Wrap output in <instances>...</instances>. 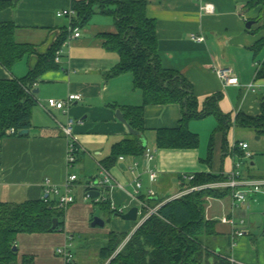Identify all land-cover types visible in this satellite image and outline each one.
Returning <instances> with one entry per match:
<instances>
[{
  "label": "crops",
  "instance_id": "1",
  "mask_svg": "<svg viewBox=\"0 0 264 264\" xmlns=\"http://www.w3.org/2000/svg\"><path fill=\"white\" fill-rule=\"evenodd\" d=\"M72 1L0 0V24H14L15 41L34 49L33 54L22 57L10 70L0 66V80L22 79L35 69L39 57L47 54L68 29L70 21H63L57 13L69 9ZM146 1L147 15L157 23L161 65L177 72L191 84L199 110L209 99L217 98L219 111L233 124L228 131L233 145L220 132V136L213 140V157L206 159L208 161L199 159L196 149H160L156 146V132L179 128L183 109L178 104L149 105L145 108L144 132L139 138L143 146L152 151L154 161L147 163L145 154L138 157L121 155L107 169L103 162L112 155L114 146L134 137L116 118L117 111L121 110L124 116L126 108L142 106L144 97L143 92L135 88L132 74L110 77L119 64L117 52L106 46V36L116 33L115 19L105 16L96 22L90 21L80 29L82 34L79 38L67 41L63 46L60 60L56 61L59 68L48 71L36 83L39 104L32 110L29 133L0 139V203L22 204L42 199L57 201L55 196L46 193L43 182L49 179L63 190L68 177L77 176L74 189L78 194L75 203L66 209L65 231L20 234L16 245L17 264H24L25 259L27 264H63L55 253L58 247L70 244L76 233L95 238V229L106 228L109 222L110 229L104 243H107L109 233L130 237L138 229L140 218L137 223L124 221L110 213L108 204L111 208L126 207L125 214L133 207L139 208L147 199L166 203L181 190L180 176H228L235 170L236 158H242L244 154L240 148L235 150L237 142L249 144L247 138L254 134L250 129L235 125V122L239 113L253 117L261 114L264 79H257V72L264 65V46L258 55L254 51L256 45L264 40V22L257 21L260 7L249 9L252 0ZM206 6H212L213 12H206ZM250 21L255 24L248 29L246 26ZM192 35L203 37L205 41H193ZM216 67L233 70L239 86H224L215 73ZM73 94L80 95L81 100L73 102L66 113L54 109L52 117L42 108L49 99L66 101ZM69 119L74 120L75 136L85 150L79 154L72 168L67 166L68 140L60 127ZM195 121L191 120L188 125L193 133L197 132L193 128L197 125ZM239 128L243 131H238ZM225 144L228 145L226 155ZM251 148L249 144V151L253 153ZM121 157L125 160L121 161ZM134 163L138 164L136 175H140L143 186L139 193L130 170ZM253 166L246 168L250 171ZM101 167L107 169L122 188L111 190L107 205L105 202L90 204L85 200V188L89 182L101 177ZM241 168L239 171L243 175ZM151 170L158 173L156 183L150 181ZM243 176L255 180L250 178V174ZM256 178L260 180L264 176ZM149 190H153L154 196L148 197ZM262 196L264 192L252 196L250 208L240 206L234 211L230 196L227 203V197L221 199L224 201L221 202L223 210L220 214L224 212L221 218L213 211L220 199H211L206 207V217L217 222V232L222 235L217 239L220 246L217 251L226 255L231 264H264V213L252 211L259 206L264 208ZM96 205L107 216L106 219L99 216L105 222L104 227L92 226L98 216ZM233 229L245 233L244 237L236 240L234 247L231 246ZM96 264H100L99 258Z\"/></svg>",
  "mask_w": 264,
  "mask_h": 264
},
{
  "label": "trees",
  "instance_id": "2",
  "mask_svg": "<svg viewBox=\"0 0 264 264\" xmlns=\"http://www.w3.org/2000/svg\"><path fill=\"white\" fill-rule=\"evenodd\" d=\"M257 7H260L257 21L264 22V0H252L248 5L249 9ZM71 8L76 12L71 21L74 29L86 27L96 14L115 19L116 33L106 36V46L109 50L117 52L119 64L110 77L132 74L135 88L141 90L144 97L142 106L124 110V118L134 130L143 134L147 106L178 104L183 109L180 127L158 130V148L198 149L200 139L189 130V122L210 116L217 119L219 132L227 136L233 124L219 111L217 98L209 99L204 108L199 110L191 84L177 72L167 70L161 65L157 23L147 15L146 0H73ZM68 29L47 54L39 57L35 69L26 77L0 80V139L19 137V132L31 129L32 110L39 104L34 86L45 73L59 68L56 62L57 54L68 41ZM15 31L16 26L12 23L0 24V66L8 70L22 57L34 53L31 46L15 41ZM263 46L264 40L256 45V55ZM257 79H264V65L259 68ZM235 125L250 129L257 137L264 139V99L259 116L239 113ZM10 129H14L16 133L7 134ZM212 146L213 139L209 148L210 160ZM146 149L140 138L134 136L115 145L112 155L103 165L110 169L121 155L138 157L145 154ZM224 153L228 154L227 144L224 146ZM243 156L244 154L241 157ZM192 176L194 179L191 181L183 180L180 176L181 190L178 193L186 188L227 180L225 175ZM250 178L259 179L256 176ZM106 195L108 196V192ZM228 196H231L230 189H207L165 203L157 214L150 216L130 237L127 234L109 233L107 243L99 252L100 264H231L226 255L217 251V248H220L217 239L222 237L217 232V222L206 217V207L211 199H223ZM162 202L154 199L146 201L149 207H155ZM107 206L112 215H122L109 204ZM65 213L66 209L58 208L57 201L50 199L22 204L0 203V264H17L18 250L14 251V247L20 234L64 232ZM55 218L59 223L53 230ZM26 262L27 259L24 264H27Z\"/></svg>",
  "mask_w": 264,
  "mask_h": 264
},
{
  "label": "built area",
  "instance_id": "3",
  "mask_svg": "<svg viewBox=\"0 0 264 264\" xmlns=\"http://www.w3.org/2000/svg\"><path fill=\"white\" fill-rule=\"evenodd\" d=\"M213 7L212 6H206L205 11L206 12H213ZM76 16L75 10H73L71 7L69 9L60 11L57 13V17H67L70 20V25H69V33L70 37L68 41H72L73 39H77L81 36V30L80 28H72L71 21L72 19ZM191 39L196 42H204L203 37H199L196 35H192ZM60 54L59 52L57 54V59L56 61L59 62L60 60ZM215 73L217 77L223 82L224 86H239V80L238 77L235 75L233 70L231 69H222L219 67L215 68ZM36 88V85L34 86ZM35 91V90H34ZM81 96L80 95H70L66 101H59L55 99H49L46 103V105H43L42 108L52 116V110H60L63 111L64 113L67 112V108L73 104L75 101H80ZM53 117V116H52ZM74 120L69 119L66 125H60L62 128V131L65 135V137L68 140V150H67V166L69 168H72L74 164L77 161V158L80 153L85 152L83 147L79 144L75 132H74ZM16 132L14 129H10L7 131V134L9 135H14ZM238 147L244 152V156L241 158L243 159H251L253 157V154L249 151V144L245 142H240L238 144ZM145 158L146 162L150 163L154 161V155L151 150L146 149L145 151ZM121 161L125 160L123 157L120 158ZM138 164L134 163L131 167L130 170L132 174L135 176L134 177V184L136 188V192L139 193L142 189V183L140 180V175H136V168ZM241 167V164H236L235 165V170L232 171V173L228 174L227 180L223 182H217L213 184H208L204 186H199V187H192V188H186L185 190L181 191L178 193L176 196L172 197L169 199L167 202L178 199L184 195L201 191V190H207V189H219V190H225V189H230L231 190V201H232V210H236L240 206H245L247 208H250L251 206V201L250 198L252 196H255L259 193H263L264 191V179H258V180H251L248 178H245L239 171ZM101 172L100 175L101 177L98 178L96 181L89 182L86 185V194H85V200H92L95 203L99 202H107L109 201V196L106 195L111 192V190L115 187L122 188L118 183L115 182L114 178L112 177L111 173L101 167L100 168ZM149 178L151 183H156L158 180V173L151 170L149 171ZM183 180H193L194 176L192 175H183L182 176ZM77 180L76 175H71L68 177L67 182L63 186V190H61L58 186L53 184L49 179L45 180L43 182V186L45 188V191L48 195H53L57 199V206L58 208L61 209H67V207L73 203H75V197H74V183ZM89 190V191H88ZM91 191H97L100 193L99 198L93 199L90 192ZM154 196L153 190L148 191V197ZM166 202V203H167ZM165 203H160L156 207L150 209V207L147 205L146 202L142 203L140 205L139 209V223H138V228L153 214H157L158 210L164 205ZM113 210H118L120 214H123L126 211V207H112ZM146 209V211H144ZM243 223V222H242ZM231 224H234L233 221H231ZM245 236V233L233 229L231 233V246L234 247L236 244V240L239 238H242ZM57 257H59L63 264H76V259L75 255L73 254L72 250L70 249V246L68 244H65L62 247H59L55 251Z\"/></svg>",
  "mask_w": 264,
  "mask_h": 264
},
{
  "label": "rangeland",
  "instance_id": "4",
  "mask_svg": "<svg viewBox=\"0 0 264 264\" xmlns=\"http://www.w3.org/2000/svg\"><path fill=\"white\" fill-rule=\"evenodd\" d=\"M109 16H107L106 18H108ZM63 21H70L69 18L67 17H62ZM102 18H105V16L103 15H99L96 14L92 17L91 21L92 22H96L97 20H100ZM111 18V17H109ZM113 19V18H112ZM82 34V31H81ZM197 125H195L193 128L195 131V134L198 135L199 139H200V146L198 149L195 150V152H197V154H199V159L201 160H206L209 158V148H210V143L211 140L213 139L214 141L216 140L217 137L220 136V132L218 130V121L215 117L213 118H206L203 120H197L195 121ZM238 131L242 132L243 129L239 128ZM232 135L231 133H228L227 135V142H230V144L232 143ZM258 137L255 134L250 135V137H248V141L250 146L252 147V151H254L253 157L251 159H243L241 160V158L238 156L236 158V163L237 164H241L242 168L241 171L243 173V175H251V176H264V156L262 155V152L264 153V139L261 140V142L258 140H256ZM233 144H231L232 146ZM213 154V153H212ZM213 157V155H212ZM211 157V158H212ZM208 161V160H206ZM251 164H254L253 169L252 170H247V166H251ZM264 191V190H263ZM76 188L74 189V197L76 196ZM262 198H264L262 196ZM58 199V198H57ZM224 199V198H223ZM80 199H78L79 201ZM225 200V199H224ZM229 197H227L226 203L228 202ZM89 203L91 204L93 201L90 199L88 200ZM223 200L220 199V202L218 205H215L216 207L214 208L213 211L218 213V217H222L224 216V212L222 214H220V212L223 210L222 209V202ZM224 202V201H223ZM98 207V205H96V208ZM95 208V209H96ZM225 208V207H224ZM252 211H256L258 212V214H262L264 213V208L263 206H259L256 208H253ZM96 212L98 214V217L101 216L103 217V219H106L107 216H105V214H103L100 211V208L96 209ZM262 218H264V216H262ZM108 223V221H107ZM110 229V222L107 224L106 228H101V229H95L97 230V232H95L96 237H88L87 235H83V237L81 236V234H74L75 238L73 241L70 242V244H68L70 246V249L73 251V254L75 255V259L78 261V264H96V262L98 261L99 258V252H100V248L101 246H104L106 243V239L105 236L108 233V230ZM124 246V244L118 249L120 250L122 247ZM62 247V246H60ZM59 248V247H58Z\"/></svg>",
  "mask_w": 264,
  "mask_h": 264
},
{
  "label": "water",
  "instance_id": "5",
  "mask_svg": "<svg viewBox=\"0 0 264 264\" xmlns=\"http://www.w3.org/2000/svg\"><path fill=\"white\" fill-rule=\"evenodd\" d=\"M254 24H255V22L250 21V22L247 23V26L246 27L248 29H251ZM34 93L35 94H38L39 93V90H35ZM116 118L127 127L128 131H129V133L131 135L138 136V137L141 136V133L139 131L134 130L129 125V123L127 122V120L124 118L121 110H118L117 111ZM28 133H29V130H23V131L19 132V136L22 137L24 135H27ZM259 139L260 138L258 137L256 140L258 141ZM90 194H91V196H92L93 199H97L100 196V193L97 192V191H91ZM138 217H139V208L138 207H133L128 212H126L125 214H123V215L120 216V218L122 220L127 221V222H133V223H137L138 222ZM58 223H59V220L55 218L53 220V228H52L53 230L57 228ZM92 226H94V227H96V226L104 227L105 226V222L103 220H101L100 218L95 217L94 220H93ZM17 250H18L17 249V246H15L14 247V251H17Z\"/></svg>",
  "mask_w": 264,
  "mask_h": 264
}]
</instances>
